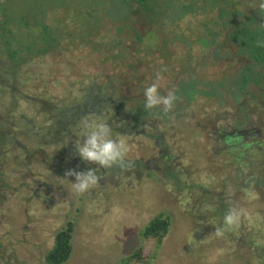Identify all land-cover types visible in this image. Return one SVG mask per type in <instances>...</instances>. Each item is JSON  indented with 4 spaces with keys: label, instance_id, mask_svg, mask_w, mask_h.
<instances>
[{
    "label": "rangeland",
    "instance_id": "rangeland-1",
    "mask_svg": "<svg viewBox=\"0 0 264 264\" xmlns=\"http://www.w3.org/2000/svg\"><path fill=\"white\" fill-rule=\"evenodd\" d=\"M244 2V15L249 16L252 12L249 10L252 9L257 11L259 18L261 16L264 18V10L259 8L264 0H244ZM185 5L191 6L189 0H170L166 3L169 10L166 8L163 13L156 12L147 19L146 15L139 17L134 14L133 8L120 3V0H0V27L8 24L12 32L14 48L20 50V55H23L25 61L27 60L26 67H31L29 69H34L35 73V76L29 74L28 79L26 76L18 78L21 81L19 99L21 102L25 100L23 96L27 93L26 83L31 78L33 82L37 77L47 73L50 76L46 78L51 79L54 77L52 74L57 73L62 76L57 80L66 82L60 84L64 88L59 86L48 92L51 96L63 95L62 93L65 92L68 96L80 95L82 98H91V83L103 80L107 81L108 85L106 83L101 88L102 95H108L107 86L112 89V85L115 86L125 79H132L133 84L136 81L143 83V87L144 84L150 86L155 81L156 72L146 73L147 70H141L145 66L137 62L144 65L146 63L143 60H135L136 56L132 50V47L136 49L147 45L145 55L149 57L148 63L153 66L160 64L162 69H166L162 74L164 79L161 81V94L175 90L177 96H182L185 101L189 102L191 98L198 104L197 107L200 109L198 117L202 116L203 112L206 115L209 109L208 92L213 89L227 91L228 84H233L231 78L246 76L245 74L250 72V65L246 63V58L242 61L239 58L234 59L235 63H230L232 59L228 58L218 62L220 59L217 52L208 46L210 43L208 33L199 25L202 15L181 12ZM241 22L240 19L234 18L229 26L230 29L236 30ZM44 30L49 34V41L46 44L41 41ZM139 32L143 34L141 41L137 42L135 38L140 35ZM124 66L131 68L129 70L126 68L125 72L119 71ZM85 81L87 83L82 84ZM72 86L74 89L79 87L78 91H81L74 92ZM195 91L198 92L197 98L193 96ZM112 96L116 94L112 93ZM82 98L75 103L80 102ZM136 101L133 100L134 103ZM141 105L145 107V100H139L137 109L130 113L137 117H145L139 111ZM20 106V110L22 107L24 109L25 102ZM73 106L74 103L67 106L65 112L74 115L79 107L77 106L75 112L72 110ZM32 107L34 104L30 108ZM38 112L36 107L31 112H26L21 124L35 125L34 132L39 134H37L38 138L34 139V143L36 146H44L43 132L47 127H52L55 119L45 110ZM162 112L159 109L149 110L147 116L150 113L149 117H153ZM55 132L56 129L53 128L52 133ZM50 141L52 144V140ZM110 181L111 178L106 183ZM154 185L159 186L157 182ZM149 195L145 202L149 205L146 211L142 209L143 206L138 211V214L140 213L144 218L140 217L137 220L138 226L128 241L124 238V228L121 230L117 224L119 213L121 215L122 212H129L124 202L119 201L116 210L112 209L105 214L101 212L105 216L102 223L101 220L95 221L94 213L88 207L84 213L85 229L77 231L72 256L65 264H122L123 260L140 246L143 247L144 259H149L146 264H244L245 260L240 253L233 255L232 250L229 249L230 244L225 245L221 239L210 237L213 232L207 230L205 223L197 227H192L189 221L187 224L178 223L176 220L178 212L174 207L167 211L169 215L172 214V226L162 244L156 245L155 241L142 243L139 230H143L146 223L159 211L155 194ZM82 196L86 200L87 194ZM56 198L57 196L54 195L50 202ZM71 202L77 204V198H72ZM18 207L17 201L14 205H6L4 209L2 208L0 221L4 227L9 224V230L16 229L14 240L16 238L24 240L23 244L18 243L16 255L18 262L40 264L44 253L37 250L33 243V239L36 240L34 234L39 226L37 239L48 237L47 228L40 225L48 223L54 217L43 204L35 205L32 202ZM71 211L70 219L74 218V209ZM4 217L7 219L3 222ZM19 222L29 227L19 226ZM5 245L8 249L14 246L13 243H5ZM248 254L250 253L247 250L246 256ZM8 260L14 263L15 256H12V259L7 257V262ZM251 262L258 264L257 260ZM0 264H6L4 259L0 258Z\"/></svg>",
    "mask_w": 264,
    "mask_h": 264
},
{
    "label": "flooded vegetation",
    "instance_id": "flooded-vegetation-1",
    "mask_svg": "<svg viewBox=\"0 0 264 264\" xmlns=\"http://www.w3.org/2000/svg\"><path fill=\"white\" fill-rule=\"evenodd\" d=\"M263 38L264 34L261 36ZM253 65L257 71L254 82L250 76L252 80L248 86L239 89V76H235L231 80L237 84L229 83L227 91H209V109L206 115L203 112L199 117L198 104L191 98L187 102L180 95L170 114L162 112L153 117H149L150 113L148 116L144 114L145 117L134 116L128 113V107L121 106V103H125V95H122L124 91L119 90L117 94L120 97L108 96L106 99L98 97V91H90L93 101L78 110L76 107L74 115L64 119L51 116L55 122L52 127L46 128L49 134L42 139L51 147L50 157L54 158L57 153L58 159L53 160L49 168L38 166V170L25 173L37 174L29 192L35 197L34 204H43L44 208L47 206V211L54 217L40 225L47 228L48 237L37 239L39 226L34 234L36 240L34 238L33 243L37 250L44 253L40 264H47L46 255L52 249L56 235L68 228L71 222L74 249L77 231L85 229L84 213L88 207L92 209L95 221L101 220L102 223L105 216L101 212L105 214L116 210L119 201L124 202L129 212L119 213L117 224L121 230L124 228V238L128 241L138 226L137 220L142 217L138 214L139 209L143 206L145 210L149 206L145 202L150 193L155 194L159 208L152 218L164 214L172 223V214L169 215L167 211L174 207L178 212V223L187 224L189 221L192 227L205 223L207 230L213 232L210 237L221 239L225 245L230 244L233 255L240 253L244 264H254L251 262L253 260L264 264V64ZM246 76L243 78L246 79ZM125 82L133 83L132 79H125ZM135 92L131 85L125 99L136 96ZM193 96L197 98L198 92L195 91ZM96 97L98 99L94 101ZM134 109L137 108L132 105L130 112ZM142 112L145 113L143 108ZM170 116H174V121ZM85 117L106 121L112 129L113 138L127 143L130 149L127 159L133 162L130 170L122 171L115 167L103 169L81 160L75 143L82 141L80 121ZM53 128L56 129L54 134ZM94 167L102 179L90 194L85 193V200L72 188L74 177H66L65 172L68 169L86 171ZM110 178L111 181L106 183ZM155 182L158 187L154 185ZM54 195L57 198L50 202ZM75 197L77 204L71 202ZM3 206L0 201V210L4 209ZM104 207L106 209H102ZM231 207L244 209L248 217L223 237H217L216 228L223 226L224 216ZM71 209H74L72 219ZM5 219L7 217L3 218V222ZM18 225L29 227L21 222ZM9 226L4 227L0 221V256H4L6 264L7 257L12 256H15V262L10 264H21L16 255L18 243L23 244L24 240H14L16 229L9 230ZM141 231L139 237L142 242ZM5 243H13L14 246L8 249ZM247 250L250 253L248 256Z\"/></svg>",
    "mask_w": 264,
    "mask_h": 264
},
{
    "label": "trees",
    "instance_id": "trees-1",
    "mask_svg": "<svg viewBox=\"0 0 264 264\" xmlns=\"http://www.w3.org/2000/svg\"><path fill=\"white\" fill-rule=\"evenodd\" d=\"M169 1L170 0H120V3L127 5L129 8H133L132 12L137 16L146 15L145 17L149 19L152 14L156 12L163 13L166 8L169 10V7L166 6V3ZM189 2L191 6L188 7L185 5L181 12H192V14L195 13L196 16L202 15V18L199 19V25L208 33L207 36L210 38L208 46L217 52L220 59L219 61L226 58L232 60L239 58L241 61L245 58L248 59L246 63L251 66L249 70H251L252 73L249 72L245 74L248 75L246 79L239 76L240 83H238L239 89H245L252 80H250V76L253 77V82L255 81L254 79L257 71H255L256 67L253 64H264V47L256 46L257 40L264 41V38L261 39L262 34H264V18H262V16L259 18V16H257V11H253L252 9L249 10V12L252 11L249 16L244 15V0H189ZM234 18H238L242 22L238 24L236 30H231L229 26L233 23ZM202 19H204L203 22ZM243 21L246 22L243 23ZM11 33L8 24L0 27V201L5 206L14 205L16 201H18V206L21 207L22 204L26 206L27 203H32L35 198L29 192L33 187L37 174L25 173H32L38 170V166L49 168L53 160L56 161L58 159L57 153L54 158L50 157L49 150L51 147L47 146L45 142V147L35 145L34 139H36V137L38 138L37 134L39 133L34 132V128H36L35 125L21 124L26 115L25 113L28 111L31 112L32 109L36 107L37 112L38 110H42L43 112L45 110V112L49 113L51 116L54 115L55 117H60L59 119H64L63 117L67 118L69 115H72V113L65 112L67 106L69 107L74 103V108L72 110L75 111L77 106L83 107L93 100H91V98H82L80 95L75 97L72 95L68 96L65 92L62 93L63 95L51 96L48 92L52 91L55 87L60 86L64 88L60 84H66V82L57 80L62 78V76L57 73V75L52 74L54 77L51 79L49 77L46 78V76H50L49 73H47L37 78L35 77L36 79H34L33 82L31 78L29 82L26 83L27 93L26 96H23L25 100H22V102H25L26 106L24 109L22 107L20 110V105L22 104L21 99H19L21 81L18 78H24L26 76L28 79L29 74L35 76V73L34 69L26 67L27 60L25 61L24 57H22L23 55H20V50L14 48ZM139 34L140 35L135 38L137 42H140L142 39L143 33L139 32ZM48 36L47 30H44L41 39L43 44L48 43ZM146 47L147 45L142 48L136 47V49L132 47L134 51L133 54L136 56L134 59L139 61L143 60L144 63H146L144 65L137 62V64L145 66L141 70H147L146 73H157L162 69V66L160 64L153 66L148 63L149 57L147 58V55H145L147 52ZM236 56L237 58H233ZM126 68L129 70L131 67L124 66L120 68L119 71L125 72ZM231 68L232 66L230 69ZM230 69L228 71H230ZM256 82H258V80H256ZM85 83L87 82L85 81L82 84ZM106 83L108 85L107 81L91 83V87L93 88L92 91H98V97L102 99L112 96V93L118 96L117 92L119 91H124L122 95L126 96L128 89L131 91V85H135L134 91L136 92L134 95L136 96L126 99L124 96L123 100L125 103H121V106L124 105L126 108L128 107L127 111L129 114L132 105L136 108L139 100H145L144 90L148 87L146 84H144L143 87V83L136 81L133 84L132 82L128 83L124 80V82H118L115 86L112 85L113 90L107 86L108 92H106V94L108 95H101V88H103ZM235 83L236 82H233V84ZM92 88H90V91ZM72 89H74V86H72ZM44 90L46 92H43ZM78 90L79 87L74 89V92L81 91ZM138 91H140V93H138ZM98 97L94 98V101H96ZM79 98H82V100L75 103ZM133 100H137L135 102L136 105ZM32 104H34V107L30 108ZM139 108L141 114H148L147 112L149 110H144L145 113L142 112V108H145L143 105L139 106ZM36 131H38V129H36ZM43 134L47 137L49 131L46 129ZM171 226V219L169 217H165L164 214L155 216L141 231L142 243L155 241L156 245L162 244L163 240L168 236ZM72 234L73 223L71 222L68 228L60 231L56 235L55 243L46 255L47 264H65L68 262L73 253ZM262 250L264 251V246ZM0 258L4 259V256H0ZM144 258L143 247L140 246L128 258L123 260L122 264L148 263L149 259L145 260ZM9 259H12V257ZM7 263L10 264L12 262L8 260Z\"/></svg>",
    "mask_w": 264,
    "mask_h": 264
},
{
    "label": "clouds",
    "instance_id": "clouds-1",
    "mask_svg": "<svg viewBox=\"0 0 264 264\" xmlns=\"http://www.w3.org/2000/svg\"><path fill=\"white\" fill-rule=\"evenodd\" d=\"M259 8L264 10V2L260 3ZM257 47H264V41L257 40ZM161 69L156 73L155 81L144 90L145 109L153 110L160 108L165 114L173 112L179 97L175 90H169L166 94H161V81L164 79ZM174 121V116H170ZM83 130L82 141L75 143V149L82 161L99 166L103 169L119 168L128 171L133 167V162L128 160L129 146L124 140L113 138L112 129L109 124L102 119H92L85 117L80 121ZM66 177H74L72 188L78 195L91 193L102 179L97 175L95 167L86 171L68 169ZM248 214L244 209L231 207L225 214L223 226L216 228V236L223 237L227 232L241 225L247 219Z\"/></svg>",
    "mask_w": 264,
    "mask_h": 264
}]
</instances>
